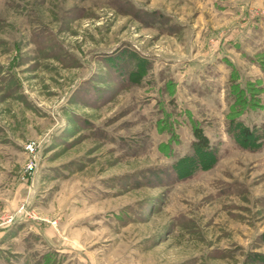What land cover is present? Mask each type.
Wrapping results in <instances>:
<instances>
[{
    "label": "rangeland",
    "instance_id": "rangeland-1",
    "mask_svg": "<svg viewBox=\"0 0 264 264\" xmlns=\"http://www.w3.org/2000/svg\"><path fill=\"white\" fill-rule=\"evenodd\" d=\"M0 264H264V0H0Z\"/></svg>",
    "mask_w": 264,
    "mask_h": 264
},
{
    "label": "built area",
    "instance_id": "built-area-1",
    "mask_svg": "<svg viewBox=\"0 0 264 264\" xmlns=\"http://www.w3.org/2000/svg\"><path fill=\"white\" fill-rule=\"evenodd\" d=\"M40 144L37 141H29L25 145V151L29 156V160L25 163L24 174L30 175L37 168L38 165V153Z\"/></svg>",
    "mask_w": 264,
    "mask_h": 264
},
{
    "label": "trees",
    "instance_id": "trees-1",
    "mask_svg": "<svg viewBox=\"0 0 264 264\" xmlns=\"http://www.w3.org/2000/svg\"><path fill=\"white\" fill-rule=\"evenodd\" d=\"M144 62V61H142ZM239 126V132L235 131L236 132V137H237V140L240 144H248L247 146L248 147H252L254 145H252L253 143L256 144V140L255 138L257 137V131H252V130H249L245 125H243L242 123H236ZM244 142V143H242ZM249 142H251V144H249ZM251 145V146H250Z\"/></svg>",
    "mask_w": 264,
    "mask_h": 264
}]
</instances>
